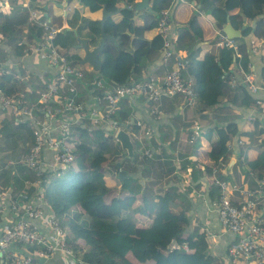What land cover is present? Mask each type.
Wrapping results in <instances>:
<instances>
[{"label": "trees", "instance_id": "1", "mask_svg": "<svg viewBox=\"0 0 264 264\" xmlns=\"http://www.w3.org/2000/svg\"><path fill=\"white\" fill-rule=\"evenodd\" d=\"M123 1L127 5H131L134 0ZM178 1L152 0L153 12H148L150 20H145L143 24L137 27H132L130 23L133 14L131 7L124 9L125 14L122 21L106 23L107 31L113 33L119 42L118 46L114 45V50L110 47L113 42L109 40L100 52L102 57L98 71L107 83L123 84L131 77L143 79L139 77L141 68L144 67L150 56L158 53L162 45L160 34L148 40L144 37L143 32L154 24L155 20H158L162 10L173 6ZM201 1L204 9L209 11L212 20L218 27L226 21L228 15L236 28H240L246 18L251 21L242 30L241 36L238 37L240 55H236L233 46L230 45L220 47L217 53L207 52L204 58L197 59L199 46L196 43L201 39L196 31L195 16H192L189 24L185 25L180 31L178 39L173 42L175 50L178 48L187 50V64L182 70V75L193 78V86L198 94V108L210 109L216 106L220 96L224 94H229L231 103L239 101L242 105H249L253 95L246 85L240 83L232 88L224 80V76L232 73L229 68L232 62L239 63L246 68L247 63L251 61L248 42V36L251 33L264 40V0ZM84 2L89 4L92 9H96L100 6L101 1L84 0ZM107 3L109 9L116 8V5L111 2ZM42 9L44 8L42 7ZM2 15L3 13L0 12V17ZM35 17L40 19L39 25L33 26L29 22L26 33L34 34L35 38H39L37 43L39 45L44 41L48 29L43 25L45 15L40 14ZM4 18L5 20L0 24V31L6 34L8 41H11L15 38V33L20 30L19 27L24 22V16L12 14L8 17L4 16ZM84 23L90 32L95 35L99 34V20L84 18ZM186 27L188 28L186 29ZM127 28L135 31V36L131 40L128 38ZM72 33V30L62 29L56 33L52 42L70 63L78 64L82 55L78 51L70 52L71 50L68 49L77 43ZM28 44L25 40L20 41L16 48L17 54L21 53ZM77 48L82 49L81 47ZM51 67L54 69L51 72L53 75L51 76L49 72L50 76L47 75L49 78L47 81H50L57 73V68ZM12 69L13 71L9 73L0 71V81L5 86L6 93L19 94L22 105L33 106L36 113L42 114V108H46L48 105L39 101L38 98L33 99L34 96L31 92L23 93V91L20 92L14 88V85L21 84L25 80L24 77L19 78L16 75V68L13 67ZM262 71L264 72V67ZM85 76L84 72V79L82 80L85 81V84L96 88V79L93 80L92 75H88L87 79ZM45 83L41 89L44 88ZM100 90L99 88L96 89L97 92ZM261 96L264 97V95ZM128 100L127 97H124L114 106L112 122L117 123L119 127H123L132 135L133 144L136 142L139 144V138L133 135V132L137 131L134 126L136 120L129 123L131 109L127 106ZM51 105L54 106L55 104L52 103ZM215 115L218 116L216 113ZM13 117L16 118V125L13 130H10L11 135L8 136L7 140L9 138L13 139L14 142L22 140V144L19 143L18 146L19 149L21 148V152L17 150L19 151L17 154L19 156L18 161L20 165L28 168L23 159L25 152L30 149V146L25 145V141L29 140L30 143L34 141L32 125L29 117H26L25 114ZM93 120L92 116L86 115L80 121H76L74 124L75 134L77 132L78 136L76 134L77 137L74 138L75 157L73 161L66 166L57 167L56 170L45 171L42 175L43 182L39 183L42 196L48 201L51 210L60 219L66 230L67 243L79 255L93 264H148L149 262H152L151 264H215L216 258L211 250L199 242L201 235L195 229L187 231L190 220L185 211L175 212L171 210L170 205L173 200L171 193L153 195L146 188L136 185L131 175L121 180L119 187L114 186L112 188L107 185L105 174L108 159L111 162H109L110 170L117 171L119 156L126 154L127 151L121 147L114 134L115 128L113 126L108 127L102 121L94 124L92 123ZM263 121L264 119L260 116L254 119L253 133L264 130ZM212 132H215L216 140L211 144L209 156L215 162H226L228 151L226 143L230 138L227 126L223 123L213 125ZM29 134L32 138L28 136ZM11 148L14 147L11 146ZM125 161H127L126 158L123 162ZM246 164L249 168L245 170V178L250 182V186L247 187H256L257 179L264 175V149H260L258 156ZM28 173L30 177L35 175L29 169L25 175L21 176L22 179H28L26 177ZM226 182L236 187L243 185V181L226 180ZM239 183L241 184L239 185ZM22 187L15 191L14 199L22 200L31 197L30 187L28 189ZM31 188H33L32 185ZM140 190L142 198L141 201H138L137 195ZM220 191V186L216 183L211 186L210 194L212 197H218ZM231 197L234 201H238L233 192H231ZM261 207H264L262 201L258 203L257 210L260 219L264 222V216L260 211ZM235 239V234L230 235V241ZM172 240H175L177 245ZM183 244H186L187 248L183 247ZM36 248L35 244H29L31 251ZM228 256L229 253L227 252ZM239 258L243 264H246L242 257Z\"/></svg>", "mask_w": 264, "mask_h": 264}, {"label": "crops", "instance_id": "2", "mask_svg": "<svg viewBox=\"0 0 264 264\" xmlns=\"http://www.w3.org/2000/svg\"><path fill=\"white\" fill-rule=\"evenodd\" d=\"M98 1H101L100 6L92 9L84 0H10L0 10L3 13L0 17V24L5 20L4 16L8 17L12 14L24 16V22L19 27L20 30H16L15 38L11 41H8L6 34L0 31V67L8 68V64L11 62V72L13 67L16 68V75L19 78L24 77L25 80L21 84L14 85V88L20 92L23 91V93L31 92L34 96L33 99H37L42 86L49 80L47 75L49 74L50 76V73L54 70L47 61L43 47H39L41 49H39L40 55L31 51L30 48L27 49L28 47H24L22 52L17 54L16 48L20 41L25 40L29 44L32 41L35 44L39 41V38H35L34 34L29 35V33H26L29 28L28 23H32L33 26L39 25L40 19L35 16L45 15L43 18L49 26L55 29L56 33L62 29L72 30V36L76 40L77 36L87 38L88 44L93 46L98 43L100 34L95 35L90 32V29L84 23V18L99 20L103 4L107 7V2H111L116 5V8L109 9L107 7L109 11L114 12L104 23L107 31V22L122 21V17L125 14L124 9L127 7V3L123 0ZM149 4L152 6V0H149ZM131 9L133 12L130 18L132 27L143 24L145 20H150L147 9L134 10L132 7ZM33 10L35 12L37 10L39 13L33 14V16ZM170 12L173 32L177 35V39L180 31L185 25L189 24L191 17L195 16L196 31L201 39L196 43L199 46L197 59L204 58L207 52L217 53L219 51L220 45H218L216 40L220 38L219 29L221 26H216L209 11L204 9L201 0H182L175 3L171 7ZM226 20L231 22L229 15ZM250 21L246 18L244 23L248 24ZM126 31L129 40H131L135 36V31L130 28H127ZM107 32L111 33L110 31ZM111 34L114 35L113 33ZM157 34V20H155L154 24L144 30L143 35L150 40ZM116 39L118 42L117 37ZM248 39L257 41L258 48L255 52H251V60L256 77L264 80V72L262 71L264 67V40L253 33L248 36ZM236 41L239 47L238 38H236ZM73 45L72 48H68L71 50L70 52L78 51L83 55L82 49L75 47L76 43ZM114 45L115 43L113 42L110 47L115 50ZM186 55V49L178 48L177 56L180 59L186 60ZM99 56L100 58L102 57L101 53ZM186 64L187 62H185L183 70ZM234 64L235 62L230 64L231 69ZM76 65L83 70V74L85 72L86 79L88 75H92L93 80L101 79L102 83L95 88L85 84V81L82 80L84 78L78 79L75 84L74 97L82 103L89 116L94 118L92 123L96 124L102 121L108 127L113 126L112 123H109L112 120L108 113L107 103L97 97L99 91L97 92L96 89L110 90L115 87V84L107 83L99 71L95 70L87 62L80 63L79 61ZM175 66H177L176 57H171L168 62H163L159 50L156 55L150 56L149 60H146L144 67L141 68L139 77L153 76L162 79L166 71ZM52 75L53 73H51ZM8 84L12 86L9 82ZM127 98L129 99V105L127 104V106L131 109V120L129 123L135 120H143L150 127V132L145 135V131L134 123L137 131H134L133 135L139 138L140 143L136 142L133 144L134 157H129L127 153L119 156L120 166L117 165V169H124L126 172L125 177L131 175L136 185L146 188L153 195L171 193L173 197L170 205L171 210L175 212L185 211L190 220L187 231L195 229L201 235L199 242L201 241V244L209 246L208 248L216 258L215 264H243L241 260L232 262L227 257V252L231 245L230 242L232 241H230V235L233 233L225 229L219 222L214 204L219 196L212 197L210 193L211 186L216 184L218 180L243 181V185L237 188L250 186L249 180L245 178V170L249 168L246 163L254 160L258 156L259 150L264 149V130L259 133H253L254 119L260 116L258 109L252 102L249 105H242L239 101L231 103L229 94L221 95L218 104L210 109L198 108V101L190 107L184 102L181 95H163L157 101L151 100L144 94H137ZM251 116L254 118H251ZM14 120L16 121V118ZM194 123H199L202 130L193 141H190L191 127ZM221 123L227 126L230 138L226 143L228 146L226 162H215L209 156L211 144L216 140V134L212 132V127ZM9 124L7 126L0 125V193L2 194L0 195V209L2 210L0 214V232L4 224L3 218H6L9 213L7 208L9 200L13 198L15 191L23 186V183L24 186L22 188L26 187L28 189L30 187L31 198L36 205L46 212H51V207L42 196L39 184H32L33 188H31L33 175L30 177L28 173L26 176L28 179L25 180L21 177L29 169L20 165L18 161L19 156L17 154L19 151L21 152V148L19 149L18 146L19 143L22 144V140L13 141L12 144V141L7 142L8 136L11 135L9 133L10 130H13L16 125L12 118ZM262 126L264 129V121ZM16 130H18L17 127ZM28 136L31 137L30 134ZM30 142L29 140L25 141V145L31 146L33 142ZM11 146L14 148L12 149ZM144 149H149L151 156L146 155ZM43 155L46 164L50 166L48 170H51L52 151L44 147ZM125 158L127 161L123 162ZM108 160L110 162V159ZM109 162L106 163V183L112 188L114 186L119 187L121 180L125 177L121 179L118 176V170H110ZM232 192L238 200L241 198L237 189ZM137 197L138 201H141V190ZM262 202H264V198ZM260 211L264 216V207H261ZM31 223L42 231L46 228L43 221L37 220ZM12 247L17 249L16 246ZM41 260L44 264H66L59 254H54ZM151 263L149 262L148 264Z\"/></svg>", "mask_w": 264, "mask_h": 264}, {"label": "built area", "instance_id": "3", "mask_svg": "<svg viewBox=\"0 0 264 264\" xmlns=\"http://www.w3.org/2000/svg\"><path fill=\"white\" fill-rule=\"evenodd\" d=\"M9 1L0 0V10ZM43 25L48 29V34L39 47H50L46 58L51 66L57 68V73L39 92L38 100L48 105L42 108L43 113H36L33 106L22 105L19 94H7L4 90L5 86L0 81V109L8 110L15 117L25 114L32 125L34 141L23 159L26 166L35 174L31 185L42 183L43 173L50 169L43 155L44 147L52 151L51 170L66 166L73 161L74 138L78 136L77 132V136L75 134L74 124L87 115L82 103L74 97L76 80L83 78V70L76 64L70 63L53 44L55 29L49 26L46 20L43 21ZM157 32L162 37V45L159 48L161 60L168 62L171 57H176L177 66L167 70L162 79L153 76L143 79L131 77L123 84H115L113 89L104 91L101 89L97 97L110 106L108 110L110 117L120 99L137 94L147 95L154 101L159 100L163 95H181L188 106L197 103L198 94L194 89L193 79L182 75L187 60L180 59L177 50L173 48L177 35L173 32L170 7L161 11L157 20ZM248 42L251 54L257 50L258 44L255 39H248ZM217 43L220 47L232 45L235 54L240 55L236 38H228L220 34ZM2 69L5 70L4 73L11 72L9 68ZM231 70L232 73L224 76V80L232 88L244 83L253 95V105L264 119V97L261 96L264 93V80L256 77L252 60L247 63L246 68L235 62ZM95 82L97 86L102 83L101 79H96ZM52 103L55 105L52 106ZM135 124L145 131V135L149 134L150 128L143 121L136 120ZM191 128L189 140L193 141L202 129L199 123H194ZM144 153L151 156L149 149H144ZM217 183L221 190L218 200L214 202L217 217L225 229L236 235V239L231 242L228 249L229 260L237 262L239 257H242L246 264H264V222L260 219L257 210L258 203L264 198V175L257 179L256 187L237 188L227 184L225 180H218ZM234 189H237L241 195L238 201H234L231 197ZM7 208L9 213L3 218L4 224L0 232V264H44L41 259L54 254H59L66 264H93L67 243L66 230L53 210L46 212L36 205L31 197L22 200L11 198ZM1 212L0 209V214ZM37 220L43 221L46 225L43 231L31 223ZM29 244H35L37 248L31 251ZM12 246H16L17 249ZM183 247L187 248L186 244H183Z\"/></svg>", "mask_w": 264, "mask_h": 264}, {"label": "water", "instance_id": "4", "mask_svg": "<svg viewBox=\"0 0 264 264\" xmlns=\"http://www.w3.org/2000/svg\"><path fill=\"white\" fill-rule=\"evenodd\" d=\"M126 7V6H125ZM134 10H140V9H147L148 11L153 12L152 6L149 4V0H135L133 2V5L131 6ZM114 14L113 11H109L105 4L102 6L101 10V17L99 19L100 22V39L96 45L90 46L87 42V38L79 37L77 36V47H81L83 49V55L80 59V63H89L92 65V67L95 70H99L101 65V58L99 56L100 52L104 48V44L107 40H111L115 43V45L118 44L117 39L114 35L107 32L105 30L104 23L108 19V17ZM247 26V24H242L240 28L234 27L229 20H226L219 29V33L226 35L228 38H238L241 36L242 30ZM110 107V106H107ZM116 138L120 142V145L123 149L127 151V154L129 157H134L133 153V141L130 133L124 129L120 128L116 132ZM117 165L120 166V162H117ZM118 176L122 179L126 176V172L124 169L118 170ZM172 242L176 244L175 240H172Z\"/></svg>", "mask_w": 264, "mask_h": 264}, {"label": "rangeland", "instance_id": "5", "mask_svg": "<svg viewBox=\"0 0 264 264\" xmlns=\"http://www.w3.org/2000/svg\"><path fill=\"white\" fill-rule=\"evenodd\" d=\"M38 14L39 12L36 10V12H35V10H33V12H32V15L33 14ZM34 16V15H33ZM45 39H46V37H45ZM44 39V40H45ZM218 40V39H217ZM216 40V41H217ZM30 46V44H28V46H26V47H28L27 49H29L30 48V50L31 51H33V52H35L37 55H40V51H39V46H37V43L35 44L34 42L33 43H31V47H29ZM43 48H44V52H45V56L47 55V52H49V48L50 47H44L43 46ZM36 50H38V51H36ZM62 53V52H61ZM63 54V53H62ZM11 62L8 64V68L10 69V71H11ZM3 68V66L2 67H0V71L1 72H3V71H5L4 69H2ZM13 114L11 113V112H9L8 110H2V109H0V125L1 126H7L9 123H10V121H11V118H12V120H13V122H14V124H15V118H13V116H12ZM11 117V118H10ZM141 121H143V120H141ZM144 122V121H143ZM10 125V124H9ZM145 125H146V123H145ZM150 128V127H149ZM12 141V143H13V139H11V138H9V140L7 141L8 143L9 142H11ZM23 156V155H22ZM200 243H201V241H200ZM209 247V246H208ZM225 260H227V259H225Z\"/></svg>", "mask_w": 264, "mask_h": 264}, {"label": "clouds", "instance_id": "6", "mask_svg": "<svg viewBox=\"0 0 264 264\" xmlns=\"http://www.w3.org/2000/svg\"><path fill=\"white\" fill-rule=\"evenodd\" d=\"M180 1H182V0H179L178 2H180ZM132 6V4L131 5H127V7H131ZM171 7L172 6H170V10H171ZM171 20H172V18H171ZM178 51V50H177ZM107 106H109V105H107ZM110 109V107H108V110ZM87 113V112H86ZM87 115H89L88 113H87ZM97 117V116H96ZM98 118V117H97ZM112 118H113V116L112 117H110V119L112 120ZM94 119V118H93ZM109 119V118H108ZM103 121H104V119H103ZM109 123H112V125H113V127L115 128V131L117 132V130L118 129H120V128H123V127H119V125L117 124V123H115V122H112V121H110ZM114 123L116 124V125H114ZM116 132H114V134H115V136H116Z\"/></svg>", "mask_w": 264, "mask_h": 264}, {"label": "bare ground", "instance_id": "7", "mask_svg": "<svg viewBox=\"0 0 264 264\" xmlns=\"http://www.w3.org/2000/svg\"><path fill=\"white\" fill-rule=\"evenodd\" d=\"M106 44H107V42H106ZM106 44H105V45H106ZM65 57H66V56H65Z\"/></svg>", "mask_w": 264, "mask_h": 264}]
</instances>
